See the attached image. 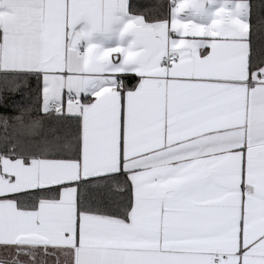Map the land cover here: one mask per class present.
I'll list each match as a JSON object with an SVG mask.
<instances>
[{
  "label": "snow or ice",
  "instance_id": "6c2138e0",
  "mask_svg": "<svg viewBox=\"0 0 264 264\" xmlns=\"http://www.w3.org/2000/svg\"><path fill=\"white\" fill-rule=\"evenodd\" d=\"M0 108V264H264V0H0Z\"/></svg>",
  "mask_w": 264,
  "mask_h": 264
},
{
  "label": "trees",
  "instance_id": "16d2710c",
  "mask_svg": "<svg viewBox=\"0 0 264 264\" xmlns=\"http://www.w3.org/2000/svg\"><path fill=\"white\" fill-rule=\"evenodd\" d=\"M7 100L9 101V104H11L12 101H17L21 105L28 103L27 98L22 99L20 93L16 94L15 96L8 95ZM8 111L10 114L13 113V109L11 107L8 109ZM3 113H4V109L0 108V115H2ZM15 114H18V113H15Z\"/></svg>",
  "mask_w": 264,
  "mask_h": 264
}]
</instances>
